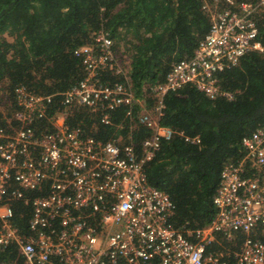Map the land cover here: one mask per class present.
<instances>
[{
  "label": "built area",
  "instance_id": "built-area-1",
  "mask_svg": "<svg viewBox=\"0 0 264 264\" xmlns=\"http://www.w3.org/2000/svg\"><path fill=\"white\" fill-rule=\"evenodd\" d=\"M220 5V6H219ZM211 20L208 34L189 60L172 66L156 87L155 102L139 114L150 131L142 143L141 158L131 147L122 150L112 142L84 138L57 112L49 132L36 134L34 121L45 116L52 96L40 97L16 89L20 111L17 127L0 126V249L15 245L24 264H264V244L246 238L233 262L207 253L216 232L248 233L264 227V126L241 141L242 160L227 166L213 197L216 214L205 228L194 232L195 242L168 223L173 214L169 197L148 184L144 165L159 150L161 139L171 131L160 124L163 98L186 84H193L208 98L222 95L216 73L233 66L250 50L264 54L256 42L255 15L264 0L252 5L236 0L204 4ZM112 40L105 32L94 35V45L76 51L85 76L62 95L65 107H87L102 114L117 107L140 103L128 83L100 82L101 70L128 75L114 59ZM224 95V94H223ZM226 96H229L225 94ZM140 107L143 106L140 103ZM44 193L30 202L27 236L12 226L10 199L25 191Z\"/></svg>",
  "mask_w": 264,
  "mask_h": 264
},
{
  "label": "trees",
  "instance_id": "trees-1",
  "mask_svg": "<svg viewBox=\"0 0 264 264\" xmlns=\"http://www.w3.org/2000/svg\"><path fill=\"white\" fill-rule=\"evenodd\" d=\"M212 1L0 0V126H18L14 114L21 109L15 90L23 88L34 96H52L45 116L34 121L36 134L51 131V119L61 112L68 127L78 129L82 137L112 142L121 150L131 147L140 159L150 131L139 122V114L153 106L156 87L172 66L191 59L208 34L211 20L204 4ZM236 1L254 5L259 0ZM254 20L256 42L264 47V8ZM101 30L112 40L114 59L128 80L104 69L100 82L128 83L143 106L134 103L130 117L127 107L109 111L107 125L100 112L62 104V95L85 76L76 51L93 46ZM215 76L222 95L214 99L193 84L164 96L160 124L171 136L161 139L155 157L144 165L148 184L173 204L168 223L190 242H195L194 232L213 221L221 173L242 160V139L264 126V54L250 50ZM44 193L25 191L22 198L10 199V223L21 235L31 233L30 202ZM246 238L264 244V227L257 225L248 233L216 232L206 252L231 263ZM0 264H24L15 245L0 249Z\"/></svg>",
  "mask_w": 264,
  "mask_h": 264
},
{
  "label": "rangeland",
  "instance_id": "rangeland-1",
  "mask_svg": "<svg viewBox=\"0 0 264 264\" xmlns=\"http://www.w3.org/2000/svg\"><path fill=\"white\" fill-rule=\"evenodd\" d=\"M117 64H118V66L120 67L121 65H120V63L117 61Z\"/></svg>",
  "mask_w": 264,
  "mask_h": 264
}]
</instances>
